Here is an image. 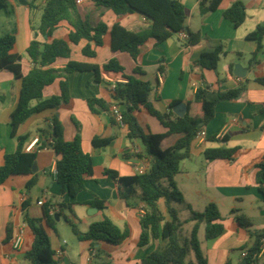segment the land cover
<instances>
[{
    "label": "crops",
    "instance_id": "1",
    "mask_svg": "<svg viewBox=\"0 0 264 264\" xmlns=\"http://www.w3.org/2000/svg\"><path fill=\"white\" fill-rule=\"evenodd\" d=\"M25 1H8L10 8H2L7 25L0 29L1 36L16 27L15 51L21 55L22 74L27 73L32 65L26 53V47L33 37L32 25H37L32 20V11L41 10L44 3V0ZM180 1L185 9V25L190 31L200 34V41L195 45L185 46L183 38L178 34L158 43L149 39L144 51L133 59L126 51H112L106 36L102 46H93L96 55L89 57L81 52V48L87 43V40L81 39L77 44L70 43L69 57H59L49 66L61 68L69 60L101 65L110 58H115L122 65L124 74H132L151 83L149 100L156 110L161 113L171 110L175 115L174 105L170 107V102L176 99L187 105L198 87L208 86L210 90L225 91L245 82L246 88L237 98L222 100L216 104L213 118L202 127L206 133L205 139L192 141L190 155L179 162V171L173 177L187 208L200 212L209 202H213L219 210L222 231L214 238L204 237V245L200 242L207 264H238L242 252L239 249L244 245H251L252 237L237 223L230 210L239 208L249 218L251 229H264V198L256 184V168L252 166L253 161L264 152V85L255 81L256 76L264 75V36L256 54L257 62L253 65H249V59L256 43L246 38L257 25L264 23L263 0H240L245 7V18L237 25L223 16V11L235 0H221L215 10L205 14L199 11L200 0ZM28 2L33 3V9H30ZM207 3L208 1L205 5ZM78 8L92 25L99 21L108 25L118 22L129 30L137 31L150 23L148 18L138 12L118 16L109 8L96 6L92 0H81ZM69 28L65 21H60L52 36L45 39L49 41L52 38L65 37ZM218 45L222 46L224 53L220 55L216 68L209 70L198 66L196 62L201 53L211 51ZM235 63L246 68L244 77L235 76L229 71V65L234 66ZM136 66L141 69L140 73L133 72ZM92 78L93 73L90 71L69 73V101L57 108H45L31 114L17 126L15 136H12L10 115L18 102L21 79L14 77L8 70H0V165L3 156L15 150L17 136H27L24 142L26 151V146L35 138L38 139V129L46 127L53 114L60 120L66 140L74 137L77 123L81 147L91 157L93 173L85 178L84 189L78 192L76 200L87 201L97 197L104 201L105 207L99 209L84 204L66 206L61 209L59 219L63 216L64 219L67 217L71 220L65 215L70 212L74 222L82 223L85 230H79L74 224L75 228L84 233L91 222L106 215L119 228H127L129 234L119 244H110L105 241L80 240L72 231L73 235L69 240L77 251V255L72 256L68 245L64 247L62 244L61 232L55 223V229L50 231L49 238L55 252L56 264H92L88 259L90 247L99 249V256L107 264H140L143 256L163 243L162 239H151L144 246L137 245L140 234L139 216L144 203L140 201L137 189L129 198V203H126L119 193L118 184L108 180L103 175V170L113 169L120 176H129L140 173L138 169L146 171L150 166V159L144 155L140 140H130L126 127L119 122H113L109 111L98 108L97 112H92L87 105L86 99L90 97L111 102V86L122 80L121 73L101 71L100 81L93 82ZM59 91V79H56L43 88L42 98L58 94ZM31 103L35 104V100ZM136 115L140 124L151 132L166 131L159 120L144 107H140ZM94 137L110 140L106 145L96 146L92 144ZM176 137L177 134L170 135L168 142L172 143ZM217 147L235 148L233 158L208 160L204 157L205 149ZM134 153H139V156ZM56 160L57 155L52 148L38 150L33 163L36 169L31 174L11 175L0 184V264H29L23 257L31 242L27 227L24 229L21 248L15 250L12 246L14 232L22 222L23 201L29 200V207L32 209L41 205L37 201L50 199L56 204L55 212L59 209L58 203L66 204L71 201L68 193L62 192L61 185L54 177ZM33 175L37 176L36 183L27 189L26 183ZM161 204L164 205L162 198L158 200L159 208ZM52 235L57 236L53 242L54 247ZM57 249L62 250L60 255L56 254ZM236 251L238 257L234 262L232 255ZM259 259H262L261 255Z\"/></svg>",
    "mask_w": 264,
    "mask_h": 264
},
{
    "label": "trees",
    "instance_id": "2",
    "mask_svg": "<svg viewBox=\"0 0 264 264\" xmlns=\"http://www.w3.org/2000/svg\"><path fill=\"white\" fill-rule=\"evenodd\" d=\"M9 0H0V8L8 9ZM77 0H44L41 6L39 23L32 25L33 37L26 47V53L31 61V67L27 73L21 72V55L15 51L16 27L0 36V70L12 72L14 77L21 79V88L16 107L10 115L11 135L15 136L17 126L31 114L45 108H57L70 99L67 75L72 72L90 71L93 73V82L100 81L101 71L120 72L121 81L114 83L110 90L112 101L107 103L99 97L86 99L87 105L92 112L98 108L111 113V120L117 122L113 108H117L121 114V123L127 129V137L130 140L139 139L144 155L150 159V166L146 171L129 176H120L113 169H104L103 175L118 184L120 195L126 203L138 190L139 199L144 203L143 213L139 216L140 234L137 245L144 246L151 239L161 238L162 244L147 253L140 260V264H193L186 257L190 250L193 251L197 264H207V260L200 248L198 231L200 225L205 223L204 237L214 238L223 229L221 216L215 203L209 202L202 211H193L189 208L190 220L193 221L192 229L188 237H181V222L177 218V212L173 205L183 202L181 191L175 184L173 177L179 171V162L190 155V145L194 140L196 132L206 125L214 116L215 106L222 100H232L239 96L246 88L245 82L236 88L225 91L210 90L208 86L198 87L193 99L187 102V110L183 116L175 115L171 110L161 113L156 110L149 100L152 85L149 81L142 80L135 75L123 73V67L115 58L98 65L77 60H69L61 68L50 67L49 64L59 57H69L70 43L77 44L81 39L87 43L81 48L83 55L94 57L96 52L93 46H102L104 38L108 36V44L112 51H126L133 59H136L144 49L147 40L153 39L155 43L162 42L180 31L186 33L183 38L185 46H192L200 41L199 32H193L185 25V9L180 0H92L96 6H104L111 9L114 14L120 16L127 13L138 12L148 18L150 23L147 27L132 31L123 27L118 22L110 25L99 21L92 25L84 17L76 2ZM208 1L207 5L205 3ZM221 0H200L199 11L201 14L215 10ZM30 9L33 3L28 2ZM10 8V7H9ZM11 10V9H10ZM224 18L235 25L245 18V7L242 1H233L224 11ZM60 21L69 25L65 37L45 38L52 36ZM264 36V23L257 25L256 29L246 38L254 40L256 48L252 51L249 65L257 62L256 54L261 47ZM43 39V40H42ZM224 53L222 46L218 45L213 50L201 53L197 65L203 69L214 70L220 55ZM233 70V65L228 67ZM160 71L162 69L160 67ZM134 73H140L139 67L134 68ZM59 79L60 91L48 98H42V90L46 85ZM255 81L264 85V75L255 77ZM35 100V104L31 102ZM178 100H172L170 107ZM140 107L155 116L166 128L164 133H153L144 128L136 115ZM264 111V106L262 107ZM77 132L70 140L64 138L63 126L56 114L50 118L46 127L38 129V139L31 151L24 150V142L27 136H17L16 148L12 153L3 156L0 165V184L11 175L31 174L32 166L38 150L52 148L57 160L55 164L54 177L61 185L62 192H67L71 201L64 204L58 203V215L62 208L71 207L74 204L96 206L99 209L105 207L104 201L94 197L87 201H77L76 195L84 189V180L93 173L90 155L82 150L81 139ZM177 134L176 139L168 142V137ZM213 138V137H212ZM109 138L94 137L92 144L103 146L109 142ZM235 148H208L203 154L208 160L224 158L231 160ZM139 156V153H134ZM252 166L256 168V184L264 198V152L253 161ZM167 181L166 186L161 185V180ZM37 180L33 175L26 183V188H31ZM164 200L165 212L158 206L159 199ZM55 203L50 199L42 201L36 208L30 209L29 200L22 202L21 219L25 223L31 238L30 246L23 253L24 259L29 264H56L54 250L50 245V231H54L56 220L54 213ZM230 213L237 223L243 227L250 237L252 243L242 246L239 250L245 251L240 257L238 264H254L259 259L264 229L256 231L251 229L249 218L239 208H232ZM72 231L80 240L91 242L105 241L110 244H119L129 234L127 228H119L109 217L103 215L101 219L91 222L86 232L81 233L74 223L65 217ZM94 249V247H90ZM92 264H107L100 256V250L94 249ZM264 264V251L261 254ZM227 264V263H226Z\"/></svg>",
    "mask_w": 264,
    "mask_h": 264
},
{
    "label": "rangeland",
    "instance_id": "3",
    "mask_svg": "<svg viewBox=\"0 0 264 264\" xmlns=\"http://www.w3.org/2000/svg\"><path fill=\"white\" fill-rule=\"evenodd\" d=\"M40 14H41V10L40 9H35L32 11V20L35 24H38L39 23V19H40ZM7 24H6V15H5V11L0 8V29L5 27ZM240 64V63H239ZM152 119L155 120V118L153 117ZM161 185L162 186H166L167 185V181L165 179H162L161 180ZM175 209H176V212H177V218L178 220L181 222V237H188L189 234H190V231L192 229V225H193V221L190 220V210L186 207V204L184 202H176V203H173ZM162 212L164 210V205L161 204L160 206ZM77 209H80V208H77ZM70 219L71 221L74 222V219L71 215L70 212H66V214ZM74 224L76 225V227L79 229V230H85L83 229L84 225L78 221H75ZM56 225L59 227L60 229V232H61V236H62V244L64 245V247H66V245H68V250L71 251V255L72 256H75L77 255V251L75 250V248L72 247V244L69 240L70 237H72V230H71V227L68 223H66L65 219L63 218V216L60 217L59 220L56 221ZM204 227H205V223H202L201 226H200V229L198 231V238L200 240V242L202 243V245H204L205 243V238H204ZM56 237L55 235H52L51 236V241H52V245L53 247L55 246V243H53L55 240H56ZM76 241L75 243H77V240H74ZM28 243V240L25 242L24 244V247L27 245ZM66 243V244H65ZM238 257V251L234 252L233 255H232V258H233V261L235 262L236 259ZM186 260L187 261H192L193 264H197L195 262V259H194V254H193V251L190 250L187 257H186ZM254 264H262V259H258V261Z\"/></svg>",
    "mask_w": 264,
    "mask_h": 264
},
{
    "label": "built area",
    "instance_id": "4",
    "mask_svg": "<svg viewBox=\"0 0 264 264\" xmlns=\"http://www.w3.org/2000/svg\"><path fill=\"white\" fill-rule=\"evenodd\" d=\"M77 4L81 2V0H77L76 1ZM263 5H264V0H263ZM178 35L181 37V38H186V33L184 31H180L178 33ZM114 87V84H112L111 86V89ZM113 114L117 120V122L121 123V114H120V111L117 109V108H113ZM122 124V123H121ZM221 135V134H220ZM206 137V133L204 131L203 128H200L195 136H194V140L195 141H203ZM37 139L35 138L34 140L31 141V143H29L27 146H26V151H31L34 147V144L36 143ZM139 172H143V170L141 169H138ZM38 204H42V200H39L37 201ZM143 213V211H142ZM26 225L24 222H21L19 224V226L16 228L15 232H14V235H13V238H12V246H13V249L15 250H18L21 248L22 244H23V240H24V229H25ZM264 251V239H262V244H261V250H260V255L262 254V252ZM62 253V250L61 249H57L56 250V254L57 255H60ZM95 253V250L90 248L89 249V253H88V259L89 260H92L93 258V255ZM245 255V251H242L241 252V256Z\"/></svg>",
    "mask_w": 264,
    "mask_h": 264
},
{
    "label": "water",
    "instance_id": "5",
    "mask_svg": "<svg viewBox=\"0 0 264 264\" xmlns=\"http://www.w3.org/2000/svg\"><path fill=\"white\" fill-rule=\"evenodd\" d=\"M22 3H25V0H19ZM233 74L235 76L238 77H244L246 74V68L243 67L241 64L239 63H235L233 66V70H232ZM186 105L183 102H178L177 104L174 105L173 110L176 113L177 116L181 117L184 115L185 111H186ZM36 168L34 166H32V170L34 171ZM54 219L58 220L59 219V215L58 213H54Z\"/></svg>",
    "mask_w": 264,
    "mask_h": 264
}]
</instances>
